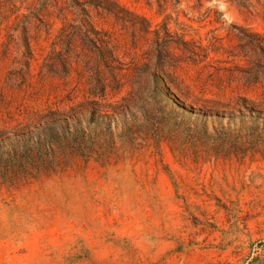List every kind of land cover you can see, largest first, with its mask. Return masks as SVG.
<instances>
[{
    "label": "rangeland",
    "instance_id": "rangeland-1",
    "mask_svg": "<svg viewBox=\"0 0 264 264\" xmlns=\"http://www.w3.org/2000/svg\"><path fill=\"white\" fill-rule=\"evenodd\" d=\"M0 264H264V0H0Z\"/></svg>",
    "mask_w": 264,
    "mask_h": 264
}]
</instances>
